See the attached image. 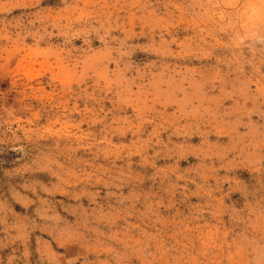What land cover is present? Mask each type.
Instances as JSON below:
<instances>
[{
	"label": "rangeland",
	"instance_id": "374dc122",
	"mask_svg": "<svg viewBox=\"0 0 264 264\" xmlns=\"http://www.w3.org/2000/svg\"><path fill=\"white\" fill-rule=\"evenodd\" d=\"M0 264H264V0H0Z\"/></svg>",
	"mask_w": 264,
	"mask_h": 264
}]
</instances>
